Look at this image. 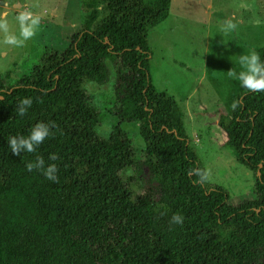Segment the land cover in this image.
<instances>
[{"label":"trees","instance_id":"1","mask_svg":"<svg viewBox=\"0 0 264 264\" xmlns=\"http://www.w3.org/2000/svg\"><path fill=\"white\" fill-rule=\"evenodd\" d=\"M82 8L64 50L44 48L18 81L0 83V264H264V91L242 89L236 107L218 114L225 145L254 175V197L232 204L207 181L181 106L152 86L145 33L168 17L170 0H82ZM255 50L264 59V47ZM111 72L116 121L101 135L104 114L86 84H106ZM26 96L32 105L19 117ZM37 121L54 122L52 135L13 155L8 136ZM126 123L138 125L152 184L140 191L124 177L141 170ZM37 155L56 164L55 182L25 169ZM173 213L182 224H169Z\"/></svg>","mask_w":264,"mask_h":264},{"label":"rangeland","instance_id":"2","mask_svg":"<svg viewBox=\"0 0 264 264\" xmlns=\"http://www.w3.org/2000/svg\"><path fill=\"white\" fill-rule=\"evenodd\" d=\"M22 10L39 15L41 25L18 48L5 45L0 30L3 86L18 81L44 48L64 50L86 17L82 0H0V20L9 32L17 31L15 16ZM229 18L236 29L226 35L220 33L219 25ZM145 34L151 51L152 86L183 109V125L207 181L224 189L232 204L253 198L254 175L225 145V133L216 121L221 111H231L242 91L238 82L227 77V71L237 67L235 58L249 48L264 47V0H170L168 17ZM113 83L111 72L106 84H86L91 101L104 114L97 131L101 135H106L116 121L109 105ZM123 130L134 147L133 160L141 167L138 173L129 169L124 177L132 189L140 191L152 184L142 163L138 125L126 123Z\"/></svg>","mask_w":264,"mask_h":264},{"label":"clouds","instance_id":"3","mask_svg":"<svg viewBox=\"0 0 264 264\" xmlns=\"http://www.w3.org/2000/svg\"><path fill=\"white\" fill-rule=\"evenodd\" d=\"M17 25L16 32H9L4 21L0 20V30L4 32L3 43L13 47H22L26 41L34 36L41 25V17L34 14L30 10H22L15 16ZM236 29V23L232 18L226 19L219 25L218 31L223 34H228ZM237 67L227 71V77L238 82L241 89L253 92L264 91V59H261L260 53L254 48H249L246 52L238 55L235 58ZM32 105L31 97H22L18 100L15 108V114L23 117ZM233 107H236V102H233ZM55 128L52 121L35 122L27 135H9L6 144L13 155L21 153H34L42 142L52 135L51 129ZM57 156L55 153L48 155L49 161H55ZM25 169L31 172L33 169L40 171L42 175L55 182L57 180V166L55 163H45L42 156L37 155L34 160L28 161L24 165ZM203 179V174L199 170H194V173ZM183 216L173 213L169 219L170 225H180L183 223Z\"/></svg>","mask_w":264,"mask_h":264},{"label":"crops","instance_id":"4","mask_svg":"<svg viewBox=\"0 0 264 264\" xmlns=\"http://www.w3.org/2000/svg\"><path fill=\"white\" fill-rule=\"evenodd\" d=\"M217 122V121H216Z\"/></svg>","mask_w":264,"mask_h":264}]
</instances>
